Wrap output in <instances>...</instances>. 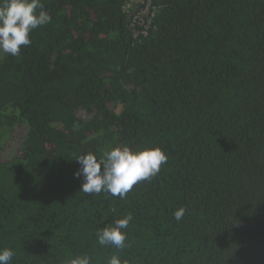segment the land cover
I'll use <instances>...</instances> for the list:
<instances>
[{
  "label": "trees",
  "instance_id": "trees-1",
  "mask_svg": "<svg viewBox=\"0 0 264 264\" xmlns=\"http://www.w3.org/2000/svg\"><path fill=\"white\" fill-rule=\"evenodd\" d=\"M42 2L0 54V152L25 130L0 159L10 264H264V0ZM123 146L168 161L124 199L80 191L75 159ZM128 214V247L99 245Z\"/></svg>",
  "mask_w": 264,
  "mask_h": 264
},
{
  "label": "clouds",
  "instance_id": "clouds-1",
  "mask_svg": "<svg viewBox=\"0 0 264 264\" xmlns=\"http://www.w3.org/2000/svg\"><path fill=\"white\" fill-rule=\"evenodd\" d=\"M52 22L51 14L45 9L42 0H0V53L19 56L22 47L31 44L33 30ZM80 165L74 176L82 178L80 191L86 194L104 192L124 199L142 181L156 177L161 167L166 165L168 156L159 147L132 150L128 146L112 148L97 156L91 152L75 159ZM186 213L179 207L173 218L179 222ZM133 216L128 214L114 221L112 225L97 231L98 244L105 247L124 249L127 229ZM15 253L10 248H0V264H10ZM70 264H92L91 257L82 254L70 260ZM107 264H127L118 255H113Z\"/></svg>",
  "mask_w": 264,
  "mask_h": 264
},
{
  "label": "rangeland",
  "instance_id": "rangeland-1",
  "mask_svg": "<svg viewBox=\"0 0 264 264\" xmlns=\"http://www.w3.org/2000/svg\"><path fill=\"white\" fill-rule=\"evenodd\" d=\"M146 12L147 11L144 10L143 14H145ZM78 115L83 117V118H86V115L83 112H79ZM24 134H25L24 129H16L15 130V132L13 133L11 138L6 142V144L3 148V151L0 152V159L8 158L16 152V150L20 146V143L22 141Z\"/></svg>",
  "mask_w": 264,
  "mask_h": 264
}]
</instances>
